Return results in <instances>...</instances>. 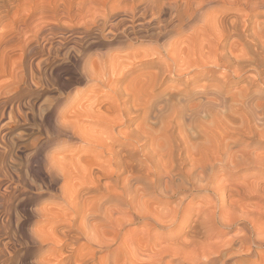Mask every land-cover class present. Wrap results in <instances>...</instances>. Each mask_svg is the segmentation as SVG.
Wrapping results in <instances>:
<instances>
[{
    "label": "bare ground",
    "instance_id": "obj_1",
    "mask_svg": "<svg viewBox=\"0 0 264 264\" xmlns=\"http://www.w3.org/2000/svg\"><path fill=\"white\" fill-rule=\"evenodd\" d=\"M19 1L0 0V20ZM75 1L42 2L36 9L40 16L38 33L48 28L46 21L56 26L68 22L84 26L85 19L98 12L102 14L101 23L97 22L99 31L110 34L115 51L126 54L91 56L69 48L75 53L69 54L68 62L80 61L83 84L47 106L38 105L40 118L50 120L52 125L46 139L55 146L51 155L43 156L39 171L45 177L44 190L54 194L47 196L43 207L30 210L39 230L26 231L23 237L27 244L43 247L37 251L33 248L39 260L33 259L31 264H52L58 257L64 259L61 264H170L163 262L165 255L185 264H216L212 258L220 256L222 248L239 243L235 246L246 249L240 256H251L252 247H264V211L251 217L245 213L243 203L246 196L264 198V180L248 183L245 179L240 191L243 194L230 190L229 181L235 176L230 166L237 165L235 152L241 147L233 148L235 157L232 147L229 150L230 146L224 144L225 138L215 136L207 128L211 124L205 127L199 120L204 112L211 119L215 116V106L223 101L220 83L225 86L229 78H249L245 67L255 72L248 84L264 83V0ZM117 15L120 20L109 23ZM231 40L245 41V48L236 50V42ZM142 42L149 46L141 47ZM59 45L64 44L61 41ZM46 51L55 57L59 50L49 47ZM136 60H150L157 69L150 76L151 87L143 90L139 83L137 90L134 88L137 92L118 87L131 75ZM213 67L220 72L213 71ZM169 76L183 81L171 105L155 92ZM208 77H213L216 84L213 81L202 88L197 86L196 79ZM257 108L262 111L258 120L264 125V105ZM156 119L161 127L154 134L152 124L147 123ZM188 119L196 129L192 134L185 129ZM132 124L134 128L121 131ZM250 126L252 138L264 139V127L257 130ZM253 152L257 153L255 149ZM255 160L264 164V155H255ZM253 178H258L257 174ZM5 180L10 185L0 191V237L7 251L15 241L9 233L18 223L10 208L14 194L32 185L26 184L19 173L0 165V187ZM229 206L243 212L238 213L240 218H230L237 214L232 212L230 216ZM188 225L190 231L203 228L199 233L203 241H185L173 249L158 243L160 231L157 236L151 234L153 227L169 231ZM234 226L237 230L227 240L218 238L219 228L232 230ZM7 255L9 258L11 254ZM8 258L0 264H11ZM236 261L221 264H241Z\"/></svg>",
    "mask_w": 264,
    "mask_h": 264
},
{
    "label": "rangeland",
    "instance_id": "obj_2",
    "mask_svg": "<svg viewBox=\"0 0 264 264\" xmlns=\"http://www.w3.org/2000/svg\"><path fill=\"white\" fill-rule=\"evenodd\" d=\"M21 1L14 4L15 8L13 7V11L11 10L10 12H8L9 14L7 13L6 17L4 16L3 19L0 20V165L6 166L13 173L17 172L22 175L23 177H25L26 184L29 183V185L31 184L33 187H22L18 189V191L16 190L14 194L15 196L13 198L14 200H12L10 206L11 210L14 209L12 210V212L15 216V220L18 221V223L16 222L12 227V233L16 237H14L11 231L9 233V235H12L11 237L15 240L10 245V247H13V245L14 247H8L7 251L3 250L4 244H6V242L3 236L0 237V243H2V245L0 244V246H2L0 251L3 255H0V257L2 258H0V260L8 258L7 253H10L11 255L9 256L8 260L11 264H31L32 262L39 260V257L35 255L34 251L43 248L39 246L29 245L24 239L27 233L26 231H29L33 228L35 231L39 230V226H36V221L38 220H36V218H33L30 210H32L33 208L43 207L42 204L46 202L47 198L51 196V194H54V192L50 190H44V186L46 184L44 179L45 177L39 171L42 165L43 156H45L46 154L51 155L55 146L53 143L49 142L46 139L51 133L52 125L50 120H42L40 118L41 116L38 111V105L43 104L47 106L54 98H63L67 92H72L75 88L81 87V84H83L84 79L82 78L81 70L79 69L80 61L77 60L74 63L68 62L69 54L71 52H74V50L69 48L75 47L77 49L76 51H81L91 56H95V54H105L107 56H122L126 54L125 51H115L114 44L110 41V34H107L106 32L101 33L99 31L98 24L101 23L102 14H98V12L91 13L88 16L87 20L85 19L86 25L84 26L71 24L70 22L64 25L61 24L59 26H56L54 23L46 21V25L48 28H46V30L44 28V30L41 31V35V32L38 33L37 31L39 27L38 25L40 24L38 23L40 16L36 9H38L39 6H42V2L46 4V2H50V0H44L46 2L42 0ZM120 18L121 16L117 15L116 17L111 18L109 20V23L117 22L118 20H120ZM90 21H94L93 23H95L96 21V24L92 25ZM22 24L25 28H23ZM26 24L28 25L26 26ZM36 24L37 27H35ZM30 28L31 31L33 30V33L30 31ZM22 29H25L24 32L26 31L27 33L25 32V34L23 35V33H21ZM84 34H86L85 37ZM81 37H84V42H79ZM47 38H49V42H46ZM61 41L64 44L62 45L63 47L59 45ZM231 41L234 43L236 42V50H243L245 48V41ZM78 44L81 46H79ZM48 46L51 47L53 51L59 50L57 56H50L46 53V49L49 48ZM140 46H149V43L142 42L140 43ZM259 58H261V56ZM133 64L135 65V67L132 70L131 75L129 76L130 78L128 77L126 82H122L117 86L120 88H125L129 91L132 88L131 92H137L136 87L137 84L140 83L143 90L149 89L151 87L150 76L157 69L150 65V60H136L133 62ZM245 68V76L249 75L248 77L250 78L251 75L255 73L254 69L251 67ZM212 70L215 72H220L217 68L214 67L212 68ZM227 74L230 75L231 73L227 72ZM217 76L218 75H216V77ZM249 78H243L240 80L229 78V84L225 86H222V83H220L218 87H220L223 101L221 102L222 104L218 102L217 106H215V108H217L215 110V116L211 119V116H209V114L207 113L206 115L205 112L199 115V118H201L199 120L205 127L211 124L207 128L212 129V132L215 136H220L219 138H225L224 144H228V147L230 146L229 148L227 147L229 150L231 147V150L233 148L235 149V146L236 148H242L238 149L236 152L234 151V149L233 151H231L232 153L235 152L238 154V156L236 154L237 158L234 160V163L237 162V165L234 164L230 166L231 168L229 166L227 168V172H229V168L230 171H235V176L231 179V181H229V189L233 190L234 192H236V190H239V192L242 191V188L244 187L246 181L248 183H252L254 182V180H264V164L263 162H260L259 165V162L255 160V155H264V139L259 138L258 136H254L252 138V135L248 129L250 125V128L256 126L258 128L257 130L264 127L263 123L259 122L258 120V118L262 117V111L258 110L259 108H257L258 105H264V83L250 85L248 84ZM213 81V77H208V79H196V84L198 87L201 86L200 88H202L203 85L207 86L210 83L213 84ZM182 84L183 81H177L175 77L169 76L166 77L163 80V83L155 89V92L157 94L160 93L162 101L171 105L174 104L177 97L179 96L178 91L181 90L183 86ZM214 84H216L215 81ZM188 89L190 90L191 86ZM81 98L82 97H80L79 99L82 100ZM247 101H250V103ZM254 101H256L258 105H256L257 103H255ZM239 102H243L245 104ZM219 104L220 108L222 109L219 108ZM255 105L257 107H255ZM246 108H248L249 110ZM257 111L260 115H258ZM166 114H168V111L166 112ZM253 116L257 118H252ZM205 118H207V120ZM210 119L212 122L210 121ZM156 120L154 121L157 124L153 121H149L151 123H147L152 124L151 128L154 129H152L154 134H156L158 129L161 127L160 122L158 120L157 122ZM252 121L258 122V125H254ZM250 122L253 124H251ZM184 124L187 132H189L190 134L194 133L196 129L191 119L186 120ZM134 126L135 124H132V126L123 128L121 131H128L130 130L129 128L132 129L134 128ZM258 126H260V128ZM243 127L246 128L244 129ZM201 142L203 143L204 141ZM245 148L246 150L248 149L251 152L255 149L257 153L253 152V155V153L249 151H243L245 150ZM238 159L242 160V163ZM234 167L235 169H233ZM236 167H238V169ZM28 170L32 171L28 173ZM254 173L257 174L258 178H253ZM39 174L42 176H40ZM245 179L247 180L245 181ZM5 182H3L4 185L2 184L3 186L0 187L1 192L2 188L4 186H7L6 184L10 185V183H8V180H5ZM40 193H42L43 195H38ZM249 197L246 196L245 200L243 201L245 205V213H247L249 216L252 215L253 217L258 216L259 214L262 215V210L264 211V198L258 199L253 196H251L250 198ZM185 204L186 202H183V205ZM237 209L238 208H235V211H237L235 212L233 210V207L229 206V211L232 210L229 212V215L231 216V214L233 213L237 214H233V216L230 218H240L238 217V215H240L238 213L243 214V212H239V210ZM194 219L195 216H193V220ZM190 226L191 225H188L183 228L180 226H176L175 229L173 228L169 231H163L160 230V228L158 229L156 227H153L151 234L153 236H157L160 233L159 235H161V237L160 239H158V243H160L162 247L170 246L173 249L180 247V244L184 243L185 241H187L188 243L194 239H200L201 241H203V238H200L202 236L199 235L200 231L201 233L203 232V228H200V226H198L197 228H195V230L192 229L193 231H195L193 233V231H190ZM234 230H237V227L235 228L234 226L232 230L219 228L221 234L218 238L220 240H225L227 237H229V235L231 236V234L236 232ZM23 235L25 236L23 237ZM235 245H231L227 248L225 247L224 249L222 248L220 250L221 255L212 258V260H214L216 264H221L226 260H231L230 263H233L235 262V260H237L236 262H239L241 264H264V247H252L253 253L251 254L253 255L250 256L245 253L246 255L240 256L244 253L245 248H243L242 251V248L239 247V243H237V245H239L238 247H236L237 245ZM232 246L236 248V250ZM28 248L30 249V251ZM13 252H15L14 256ZM226 254H229L230 256L228 255V258H225L224 256H226ZM56 257L58 256L56 255ZM238 257L239 259H236ZM222 258L224 261L222 260ZM231 258L234 260H232ZM33 259L35 260L32 261ZM62 260L64 259L58 257L56 260L52 261V264H61ZM163 260V262L171 261L170 264L183 263L179 258H171L169 255L163 256Z\"/></svg>",
    "mask_w": 264,
    "mask_h": 264
}]
</instances>
